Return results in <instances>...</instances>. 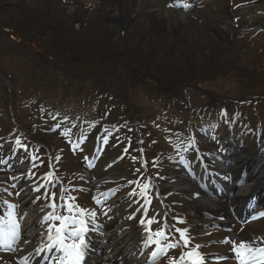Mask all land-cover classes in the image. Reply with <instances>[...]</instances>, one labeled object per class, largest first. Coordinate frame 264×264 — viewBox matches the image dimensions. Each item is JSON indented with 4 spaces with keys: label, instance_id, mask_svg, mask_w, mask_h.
Wrapping results in <instances>:
<instances>
[{
    "label": "rangeland",
    "instance_id": "rangeland-1",
    "mask_svg": "<svg viewBox=\"0 0 264 264\" xmlns=\"http://www.w3.org/2000/svg\"><path fill=\"white\" fill-rule=\"evenodd\" d=\"M225 25L231 30L216 28ZM48 75L53 82L43 83ZM185 78L190 86L170 83ZM125 104L131 120L141 119L142 144L136 123H125ZM208 105L224 114L214 118ZM219 123L225 131L218 138ZM10 149L30 173L14 180L6 174L1 197L14 203V214L28 210L15 200L27 181L30 210L49 203L71 245L80 240L72 213L83 212L107 237L121 227L136 231L156 214L153 228L163 235L155 234L150 250L173 233L188 247L144 264H238L212 257L241 243L243 260L262 256L253 249L264 246L263 216L239 227L230 216L238 239L228 245L222 229L210 228L217 215L171 180L180 175L203 187L210 174L208 186L219 171L208 158L264 159V0H0V167ZM163 150L167 159L158 160ZM196 162L205 167L201 176ZM222 173L233 176L228 165ZM57 182L69 191L60 194ZM214 196L233 206L230 196ZM163 217L175 227L165 229ZM0 264L19 263L11 253L1 254Z\"/></svg>",
    "mask_w": 264,
    "mask_h": 264
},
{
    "label": "bare ground",
    "instance_id": "bare-ground-1",
    "mask_svg": "<svg viewBox=\"0 0 264 264\" xmlns=\"http://www.w3.org/2000/svg\"><path fill=\"white\" fill-rule=\"evenodd\" d=\"M216 28L222 33L230 29L227 25ZM211 161L214 166L220 168L212 187L213 189L221 188V196L227 194L232 197V208L221 206L218 200L210 198L211 196L208 194L214 192L211 187L198 188L196 182L183 176L173 178L171 183L176 184L178 189L191 192L198 199L201 209L214 213L218 216L220 221L218 223L229 227L231 221L227 219L226 215L235 213L238 217L245 216L248 210L247 206L257 195L261 198V204H264V159L255 160L239 153L236 157H213ZM226 165L231 167L232 177H226L222 173V169ZM254 184L255 186H252ZM72 214H70L71 219L78 223L80 238L84 239L85 246L82 250L83 256L79 261L68 259L63 264H144L160 252L159 249L156 252H151L149 249L153 242L149 239V235L154 233L155 215L144 219V223H141L136 231L121 227L113 237H107L105 230L93 227L83 217L75 213ZM50 215L48 207L24 212L21 217L22 225L16 224L17 235L15 238L8 235L15 227L14 225H10L11 228L6 229L5 234L2 233L3 231L0 233V247H14L18 259L33 261L37 264L42 258L47 260L52 258L53 253L57 257L60 256L62 252L66 251L57 237L61 238L60 234L64 228L61 227L62 229L57 232V224L52 225L53 217ZM252 215L254 213H251ZM109 228H111L110 224L107 226V230ZM3 234L12 238L13 241L6 240ZM229 238L234 237L230 236Z\"/></svg>",
    "mask_w": 264,
    "mask_h": 264
},
{
    "label": "trees",
    "instance_id": "trees-1",
    "mask_svg": "<svg viewBox=\"0 0 264 264\" xmlns=\"http://www.w3.org/2000/svg\"><path fill=\"white\" fill-rule=\"evenodd\" d=\"M14 33V32H13ZM27 33H23L22 35H26ZM22 37V36H21ZM27 37H29V35H27V36H24L23 37V39H26ZM33 37V36H32ZM35 38V39H34ZM31 39H34V40H39V37H33V38H31ZM233 63V62H232ZM234 67V66H233ZM230 68H228V69H225V70H229ZM35 72H39V73H41V70L40 69H36V71ZM67 77H69V78H72L71 76H69V75H67ZM35 79V78H34ZM42 80V82L44 83V81L45 80H49V81H51V82H53V79L52 78H50L49 77V75L46 77V78H43V79H41ZM36 82H37V80H36ZM42 82H40V84L42 83ZM160 82V81H159ZM170 82V81H169ZM170 83H173V84H184V85H186V86H190L191 85V81H189V79H187V78H185L184 80H182V81H180V80H177V79H175V80H173L172 82H170ZM37 84V83H36ZM71 86L73 87V86H75V85H73V83H71ZM97 86H101L100 84H98ZM96 85L95 86H92L95 90H97L98 89V87H97ZM106 89H110V87L108 88H106ZM111 90V89H110ZM157 92H158V94L160 95V94H163V95H165V96H172V94H170V92L168 93L167 91H165V90H162V89H157L156 90ZM109 97V96H108ZM124 98V97H123ZM126 100H127V96H126ZM122 101V100H121ZM58 105H60L61 107L62 106H64V104H62V103H60V102H58L57 103ZM132 108H131V106H129L128 104H125V114L127 115V116H124L125 117V123H134V120L132 119L131 120V115H132V110H131ZM61 110H64V109H61ZM131 110V111H130ZM206 110L209 112V113H211V114H213V115H215V117L214 118H216V117H218V115H220L221 113L223 114V112L222 111H220V109H219V107L218 106H215V105H208L207 107H206ZM64 114V116H65V112L63 113ZM67 117V116H66ZM93 120H95V121H97L98 123H100V122H103V123H105V125H109L108 124V122L109 121H106V119H103L102 120V118H93ZM136 123H138V125L139 126H141V122H139V121H141V119L139 118V117H137L136 118ZM94 121V122H95ZM121 121V120H120ZM114 125H113V127L114 128H117V126H120V125H122V121L121 122H114L113 123ZM140 132H141V134L143 133V135H142V140L144 139V136H146L145 134H144V132H142V130H140ZM183 135H185V133H182ZM144 141H145V139H144ZM136 142V141H135ZM145 151H146V153H148L147 152V149L145 148ZM153 154H155V156H152L153 158H155L156 156H158V154L157 153H151V155H153ZM163 157H160V156H158V157H156L158 160H161V159H165L166 160V157H167V152L166 151H162L161 153H160ZM169 155H172L171 153H168V156ZM145 162L146 163H148V162H150L149 161V159L147 158L146 160H145ZM148 165V164H147Z\"/></svg>",
    "mask_w": 264,
    "mask_h": 264
},
{
    "label": "snow or ice",
    "instance_id": "snow-or-ice-1",
    "mask_svg": "<svg viewBox=\"0 0 264 264\" xmlns=\"http://www.w3.org/2000/svg\"><path fill=\"white\" fill-rule=\"evenodd\" d=\"M53 198H55V194H53ZM260 215L264 216V213H261ZM57 219H61V217H56ZM254 219L256 217H253ZM141 223H144V221H141ZM60 229H57V232H59ZM181 231V238H183V230H178ZM8 235H10L12 238H15L17 235L16 229L15 227H13L10 231V233H8ZM156 235L158 236H162L163 233L161 232H157ZM50 239H52V237H49ZM57 239L60 240L61 243H63V239L60 237H57ZM185 243H187V241H185ZM85 246V241L83 238L80 239V243L79 244H73V245H69L68 248L72 249L71 252H69V256L70 258L79 261L81 259V257L83 256V251L82 248ZM171 247H175L177 245H170ZM240 249H244V244L241 243L240 244ZM256 251L260 252L261 254H264V249H257ZM238 255H240V252L238 250ZM243 264V262H242Z\"/></svg>",
    "mask_w": 264,
    "mask_h": 264
}]
</instances>
